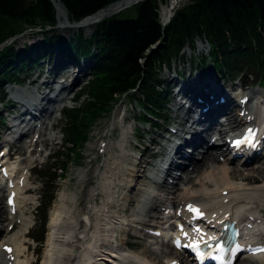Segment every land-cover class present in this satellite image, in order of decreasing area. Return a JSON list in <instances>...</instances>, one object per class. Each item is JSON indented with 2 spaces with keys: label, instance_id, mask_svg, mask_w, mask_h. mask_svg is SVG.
I'll return each instance as SVG.
<instances>
[{
  "label": "trees",
  "instance_id": "1",
  "mask_svg": "<svg viewBox=\"0 0 264 264\" xmlns=\"http://www.w3.org/2000/svg\"><path fill=\"white\" fill-rule=\"evenodd\" d=\"M59 1L68 19L78 21L115 0ZM166 2L143 0L136 3L134 16L121 17L120 12L106 18L96 24L90 37L79 31L69 39L56 35L43 41L44 47L55 44L67 49L72 47L75 55H92L95 66L88 84L75 98L79 100L84 96V101L64 110L66 153L60 168L78 155L93 122L131 89L142 92L144 108L160 115L157 111H163L165 94L157 88L156 65L194 36L209 41L212 53L223 58L218 67L228 75L236 76L242 71L264 72V0H188L174 11L168 23L162 25L159 8ZM24 23L42 29L46 24L54 25L56 16L51 1L0 0V43L23 29ZM156 45L157 49L149 55ZM21 53L22 50L16 51L12 44L0 49V77L13 78L11 60H17L20 68L37 64V60H28ZM50 200L51 195L48 203Z\"/></svg>",
  "mask_w": 264,
  "mask_h": 264
},
{
  "label": "bare ground",
  "instance_id": "2",
  "mask_svg": "<svg viewBox=\"0 0 264 264\" xmlns=\"http://www.w3.org/2000/svg\"><path fill=\"white\" fill-rule=\"evenodd\" d=\"M174 2L175 0L171 1L172 4ZM118 8V4H112L99 13L86 17L79 23L73 25H67V17L61 6L58 7V15L63 19V22L66 23L64 28L69 27L74 29L81 26L84 29H90L101 19L100 16H102L103 12L113 15ZM172 10L173 8L170 9L169 5H167L163 9L164 17L168 16ZM60 60L61 55L57 54L54 56L53 68L54 70L56 69L58 73L69 74L72 67H77L78 74L72 78L71 84L68 85L69 87H73L75 83L80 81L89 68L87 63L77 64L71 60L61 62L59 66ZM207 75L210 76L209 80L206 78ZM172 81L174 82L175 80L172 79ZM215 81L216 78L213 77L210 72L201 73V71H199L193 78L178 82L181 84V87L190 86L188 91L192 92V95L189 96L191 101V113L197 114V110L200 107L195 100L196 96L203 92V89L210 90L212 83H215ZM45 84L47 87L51 86L50 82H45ZM18 91H20L27 100L33 101L34 95L32 92L16 89L15 93ZM234 101L235 99L228 95L226 103L214 104L212 110H217V112L220 113L227 112L226 114H229L230 105L234 103ZM176 108L180 109L182 105L178 103ZM262 108L264 110V107ZM253 114L255 120H258L260 116L264 115V112L261 113L259 107H255L253 109ZM51 116L53 117V113L48 114V117ZM190 117L192 116H189V118ZM198 117L201 119H192L188 126V130L184 132V134H189L190 137L182 144L174 147L172 158L168 160V167L164 170V172L170 173L176 167H185L183 166L185 161L178 163L180 159L177 161L175 159L182 156L186 162H188V165H191V172L185 177V185L177 188L176 191L178 192L154 194L149 185L151 182L150 179L137 174L138 177L135 180V168L132 166L128 168L125 167L124 170V166L121 163L122 157L111 155L109 159L110 163L102 170L101 179L99 181V187H101L106 195V202L98 203L94 199L96 188L88 181L94 174H97L101 168L95 166L88 171L80 169L78 173L84 177V181H87L89 184L82 188V193L79 195V198L75 197V192L66 193L62 191L59 194V198L57 202L55 201L54 208L49 215L48 233H46L45 246L39 264H130V261L136 264H153L148 261L149 259L144 257L145 255L134 253L130 251V249H123L125 246L123 241L117 245L113 244L117 223L125 220V216L127 215L120 216L110 208L109 203L112 202L114 197L112 192L114 181L119 180L118 178L122 176L123 179L124 175H127L130 184H133L135 181V186L139 184H146V186H148H145L142 190V198L137 199L138 205L141 202L143 207L141 205L139 211L130 214L131 219L137 220V223L139 222L140 224L157 225L162 218V209H170L175 202L180 204L186 201L199 202L206 212L208 211L210 214L214 213L218 217L225 216L226 214L232 216L241 214V216L246 217L251 214V211L259 214V212L262 211L261 208L264 206V156L254 158L252 161L257 160L254 164H247L244 167L235 168L236 166H230L234 159L228 157L225 158L223 162L219 163V156H216L213 151L220 149L222 152H225L227 148L218 145V142H216V146H219L218 148H214V150L213 148L206 149L201 154L200 159H193L190 157L185 147L199 148L205 144V134L210 135L211 133H215L221 139L228 131L232 132L237 129L242 124V118L230 117L229 124H231V126L228 128L225 123H217L216 116H214V118L210 117V112L207 114L200 113ZM48 121H50L49 118L43 120V125H46L45 129L48 128ZM49 125L51 128L54 126V123H49ZM216 125L218 127H216ZM38 131L41 132V129L39 128ZM44 134L45 132L43 135L40 134L38 138L42 145L49 140ZM21 150H23V147H21ZM31 159L32 158L29 160ZM144 161L145 160H143V162ZM235 161L240 162L238 159ZM135 166H137V163ZM24 167L25 166L22 165V170H25ZM192 174H195V180H192ZM236 175L239 176L237 179L235 178ZM27 178L28 177H26V180ZM164 183L163 181L161 188H174V186H168ZM28 185L29 183L26 182L19 188V197H17V208H19L17 214L21 219V224L13 233L7 234L6 238L4 237V243L13 246V254L16 257V260L11 262V264L30 263L28 251L25 246L26 228L30 225L31 221V215H29L31 211L30 208H27V205L32 202V197L29 195L27 196ZM223 190H226L225 195L222 194ZM126 201H129V199L127 195L124 194L122 202ZM148 203L150 206H147ZM0 209H2L1 204ZM14 220L15 219L10 216L8 224H12ZM250 222L261 226L262 234L259 235L261 237L264 233V217L258 215L257 217H253V220ZM157 227L158 226L154 227L155 230H157ZM124 231H126V229ZM4 232L5 230H2L1 234ZM163 240L151 241V243L145 245L144 253L154 255V259L158 260L159 256L164 252H169L171 249L173 250L170 243L165 239ZM159 243L161 245L159 250L150 247L152 244L158 245ZM174 253L176 254L178 252L174 250ZM8 257L9 255L6 256L1 254L0 264H3L4 259L5 264H8ZM164 257L167 262L175 259L174 257ZM246 261V264H257V261L254 260L247 259ZM258 264H264V256L259 257Z\"/></svg>",
  "mask_w": 264,
  "mask_h": 264
},
{
  "label": "rangeland",
  "instance_id": "3",
  "mask_svg": "<svg viewBox=\"0 0 264 264\" xmlns=\"http://www.w3.org/2000/svg\"><path fill=\"white\" fill-rule=\"evenodd\" d=\"M187 0H178L175 8L183 5ZM169 2V0H168ZM168 5V3L166 4H162L160 7V13L161 16L163 17L162 20L164 21V13H163V9ZM121 12V13H120ZM119 15L121 17H132L135 15V8L133 6H128L123 8L120 11ZM60 18V17H59ZM60 21L63 22V19L60 18ZM64 24L62 23V25H58L57 27H55V31L61 33L64 36H70L73 32H75L77 29H72V28H64ZM93 28V27H92ZM92 28L90 29H82L84 31V33L87 35L92 31ZM19 32V31H18ZM42 37V34L40 32H33L30 31L29 29L23 31L21 34H19L16 37V41H15V46L16 47H22L23 44L25 43H36L38 42ZM197 44L200 47L201 46V41L197 40ZM185 50L187 49V47L185 46L184 48ZM200 50V48H198ZM197 50L196 53L199 51ZM188 56V54H187ZM182 62H180L181 64ZM174 64V63H173ZM188 66V65H185ZM74 72V69H73ZM90 72V68L87 70V73ZM86 73V76H84L82 78V80L75 86L73 87V89L71 90V92L69 93L70 95L74 92H76L77 90H80V88L82 86H84L85 82L88 79V74ZM166 73V68L162 69V76L165 75ZM66 78V76H64ZM32 79V76H28V79ZM232 83V82H231ZM236 87H238L239 82L234 83ZM233 85V84H230ZM27 86H30L29 84H27ZM31 87V86H30ZM251 86H248V88L246 87V89H250ZM253 89H257V87L253 88ZM68 94V95H69ZM63 104L67 105V106H72V103L70 101L64 100ZM55 103H53L52 105L49 104L48 107H54ZM172 106V104H169V106ZM125 108V113L123 115L126 116L125 121L122 123L120 120V115L122 114V109ZM237 110V109H236ZM139 111H141L138 107V104L136 102H134L133 98H124L121 103L119 105L116 106V109L110 114H106V115H102L98 120H96L95 125L92 127L91 131H90V138L87 141V143H85L84 148L81 149V152H79V156H73L72 158V162L68 163L66 165V171H63L62 174V178L60 180L57 181V187L55 188V191H53V201L51 203V205L48 207L47 210V222H45L44 227L42 225H39L38 219H39V214H37V210H36V206L38 205V203H40V201L42 200V198L44 197L43 195H45L46 193V185H47V179L48 176L45 175V177H41V173L42 171L40 170V168L45 169L47 166L52 165L53 164V160H55V158L51 159V155L46 159L44 157L43 154L46 153H56L57 150H59L60 153H62V156H65L66 150L62 147L63 146V132H64V127H65V120L62 117V115H59L58 112H54L53 116L55 118L56 121V127L54 128V130L49 131L48 135H46L47 138H50L49 140H47V142L45 143V149L44 152H41L40 155H38L36 164H38L37 167H35L36 169L32 168L31 171V176H30V193L29 195L33 198V204L29 205L27 208H30L32 214L31 216H34V220L32 221L35 222V226L37 229L36 230H43L44 232V236H46V233L48 231V219H49V215L51 210H53L54 208V204L55 201L57 202L58 198H59V194L63 191L66 193H72L75 192V195L78 197L79 195H81L82 193V188L86 185H88L89 183L92 184L93 187L96 188L95 192H99V194L97 196H94L95 199L97 200L98 203L101 202H105L106 201V195L104 193V191L101 189V187H99V181L101 179V172L102 170H104L107 165H109L110 161L109 159L111 158V155H118L121 156V153L119 151V149L121 148V144L123 143L124 146L126 148H128L126 145H128V142L130 143V139L132 138V132L134 131L133 127L134 125H136V122L133 121V116H137ZM50 110L48 109L47 114H49ZM167 113H168V117L169 118V122H171L172 115L174 114L172 110H170L169 108L167 109ZM122 115V117H123ZM135 123V124H134ZM51 134V135H50ZM30 137V133L28 134V139ZM27 138L24 137L22 141H20V143L25 144L27 141ZM100 138H102L103 140L105 139V143H107V147L105 150L104 155H98V142L100 140ZM154 138H157L156 135H154ZM148 140V139H147ZM19 144V143H18ZM119 145V146H117ZM141 149V147L139 148ZM217 151V150H215ZM24 157L27 154V151L24 152ZM147 156H148V152H147ZM34 157V156H33ZM60 158L56 161V163H60ZM129 159L128 157H123L122 156V165L124 166V170H125V166H131L128 164ZM27 163V162H26ZM33 163L30 162L29 164L31 165ZM219 163H221V161H219ZM236 163H231L230 166H236ZM95 166H99V168H101L100 171L97 172V174H94L90 179H89V183L87 181H84V177H82L78 171L79 169H83L85 171H88L90 169H92ZM122 166V167H123ZM237 168V166L235 167ZM38 169L40 170V172H38ZM42 169V170H43ZM38 172V173H37ZM264 173V172H263ZM239 176H235V178L237 179ZM98 179V182H97ZM123 187H126L125 189H123ZM128 188V186L125 185H117V189H114V198L116 197L115 201H112V203L110 204L112 210L116 211L119 215L125 214L127 216H129L128 218L131 217L130 214L136 212V200L139 196V194L141 193V190L138 189L137 186H135V189H129V191H125ZM123 190V191H122ZM122 191V192H121ZM127 195V198L129 200H131L129 203V201L126 202H122V196L125 194ZM0 201L1 204L3 205V200L0 197ZM263 211L261 212L264 215V206L262 207ZM0 218L3 219L5 218V214L1 213L0 214ZM41 216V213H40ZM127 218V219H128ZM130 221V219H129ZM7 223V222H6ZM5 223V225H6ZM128 229L126 231H124L125 228ZM130 226H124L121 225V228L123 230L122 234H118L117 235V242L122 240H126V234L129 232H133L132 229H129ZM16 228V227H15ZM15 228L13 229V231L15 230ZM33 228V229H34ZM130 241H135L136 239L134 238H129ZM29 242H31L29 240ZM45 243V242H44ZM43 243V244H44ZM43 244H39V246L41 247V249H38V253L41 255L42 250H43ZM147 245L146 242H144V245H142V242L140 244H136L135 247H131L130 249L137 254L140 255H145L144 257H146L147 259H149L150 262H152L153 264H166V259L164 256H167L168 258L174 257V253L173 251H169V252H164L162 255L159 256L158 260H155L154 255H148V253H144V246ZM246 260H240L237 264H243Z\"/></svg>",
  "mask_w": 264,
  "mask_h": 264
},
{
  "label": "snow or ice",
  "instance_id": "4",
  "mask_svg": "<svg viewBox=\"0 0 264 264\" xmlns=\"http://www.w3.org/2000/svg\"><path fill=\"white\" fill-rule=\"evenodd\" d=\"M253 132L251 129H249L248 133L244 136L243 139H238L233 141V146L236 148H239L241 145L244 144H252V137H253ZM188 210L191 212L196 213L197 215H201V213L199 212L198 209L194 208L192 205L188 206ZM198 231V230H197ZM177 247H180L179 241L177 240ZM185 247H192V248H196L197 245L195 243L191 244V245H185ZM217 250L220 251L221 253H223V248L220 247L219 245H217ZM239 250V245H237L235 248L231 249L232 253L235 254L237 251ZM9 251H11L9 249ZM255 251H264V249H256ZM197 255H200V253L198 252ZM217 259H220L219 257H217Z\"/></svg>",
  "mask_w": 264,
  "mask_h": 264
},
{
  "label": "water",
  "instance_id": "5",
  "mask_svg": "<svg viewBox=\"0 0 264 264\" xmlns=\"http://www.w3.org/2000/svg\"><path fill=\"white\" fill-rule=\"evenodd\" d=\"M52 2H53V4H54V6L56 7V9H57V7H58V5L56 4V2H54V0H51ZM138 1H142V0H116V1H114V2H112L110 5H112V4H118V10L117 11H119V10H121V9H123V8H125V7H127V6H129L130 4H133V3H136V2H138ZM109 5V6H110ZM116 11V12H117ZM97 13H99V12H97ZM96 13V14H97ZM109 15H111V14H109V13H102V16H100L101 18H104V17H108Z\"/></svg>",
  "mask_w": 264,
  "mask_h": 264
}]
</instances>
